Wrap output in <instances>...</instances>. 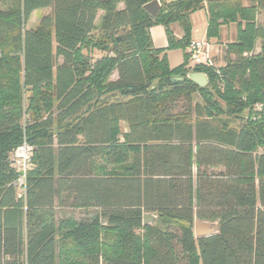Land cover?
Wrapping results in <instances>:
<instances>
[{
    "label": "trees",
    "instance_id": "obj_1",
    "mask_svg": "<svg viewBox=\"0 0 264 264\" xmlns=\"http://www.w3.org/2000/svg\"><path fill=\"white\" fill-rule=\"evenodd\" d=\"M149 1L0 0V264H264V0H160L156 16ZM199 9L208 41L236 26L218 68L188 66ZM157 23L179 65L153 46ZM23 139L21 197L11 151ZM55 207L90 213L55 219ZM195 219L218 233L195 237Z\"/></svg>",
    "mask_w": 264,
    "mask_h": 264
},
{
    "label": "rangeland",
    "instance_id": "obj_2",
    "mask_svg": "<svg viewBox=\"0 0 264 264\" xmlns=\"http://www.w3.org/2000/svg\"><path fill=\"white\" fill-rule=\"evenodd\" d=\"M171 0H165V2H169ZM244 3H246V0H243ZM51 12V9L46 8V9H38L35 10L29 20L27 21L26 27L28 28H34L38 22L39 19L45 15ZM102 15V12L98 14L97 20H96V27L100 26V17ZM189 22L191 26V32H190V37L191 41L197 43L198 45L204 46V50L206 51L207 55L209 56L211 60V64L215 66L216 68L223 66L225 64L224 61V55L226 53V46L227 43L233 41L235 39V24L234 23H229L222 25L220 28V34L217 38L210 39L208 41L206 37V27H207V13L204 9H199L196 10L195 12L191 13L189 16ZM255 22L257 25L263 26L264 27V10H260L257 12L255 16ZM170 29L173 32L174 37L181 38L182 37V29L179 25H172ZM150 32V37L153 43V46L155 48H164L165 51L161 54V57L165 55L166 60L169 64V66H176L179 65L180 63L183 62V55H184V50L181 47H171L167 48L168 45V40L166 36V31L164 28V25L161 23L154 24L153 26L150 27L149 29ZM117 33H120V31H117ZM167 48V49H166ZM188 51V49H187ZM260 52V40L256 41L255 47L252 51H249L248 54L244 55H255ZM104 54V51H93L91 53L92 56H101ZM231 58L234 59V56ZM195 64H206L205 57H201L199 60L192 59L190 57L188 66H194ZM116 73H113L111 75V78H116ZM195 101H200L199 99H195ZM125 126V125H123ZM99 167L98 161L95 163V167ZM212 169V168H208ZM215 171L217 170H222L221 167L214 168ZM90 212L86 211V209H75L73 211H66V214L61 212V216L65 215L68 216L74 215L77 218H80L82 216L88 215ZM57 215V214H56ZM61 243H64V245L61 246L64 249H58L57 253H63L68 250L69 243L68 241L58 238V245ZM71 259V258H70ZM69 261V260H68ZM61 264H69L65 261H61ZM64 262V263H63Z\"/></svg>",
    "mask_w": 264,
    "mask_h": 264
},
{
    "label": "built area",
    "instance_id": "obj_3",
    "mask_svg": "<svg viewBox=\"0 0 264 264\" xmlns=\"http://www.w3.org/2000/svg\"><path fill=\"white\" fill-rule=\"evenodd\" d=\"M190 52L192 59L199 60L201 57H205L206 64L212 65L209 56L204 50V46L198 45L197 43L191 41L189 47L187 48ZM34 146L28 143L25 139L22 140L11 151V161L13 168L17 172V176L13 181V185L17 190L18 196L23 197L26 191V177L27 172L30 169L32 158H33Z\"/></svg>",
    "mask_w": 264,
    "mask_h": 264
},
{
    "label": "water",
    "instance_id": "obj_4",
    "mask_svg": "<svg viewBox=\"0 0 264 264\" xmlns=\"http://www.w3.org/2000/svg\"><path fill=\"white\" fill-rule=\"evenodd\" d=\"M160 8H161L160 0H151L143 5V9L151 16H156ZM119 39L120 37H118V40ZM187 76L194 81L197 80L200 85H204L207 82V76L203 73L197 75L188 74ZM178 79L181 80L182 77H179ZM263 93H264V89H263ZM156 219H157L156 212L145 213L143 215V225H154ZM102 223H104V220H102ZM193 229H194L195 237L210 236L218 233L219 231L218 223L216 221L201 220V219L194 220Z\"/></svg>",
    "mask_w": 264,
    "mask_h": 264
},
{
    "label": "crops",
    "instance_id": "obj_5",
    "mask_svg": "<svg viewBox=\"0 0 264 264\" xmlns=\"http://www.w3.org/2000/svg\"><path fill=\"white\" fill-rule=\"evenodd\" d=\"M46 9V8H45ZM99 13H100V11H99ZM98 13V14H99ZM49 14V13H48ZM46 15V14H45ZM97 17H98V15H97ZM97 20V19H96ZM28 28V27H27ZM189 74H193V75H197V74H201V73H199V72H191V73H189ZM195 82H197L198 83V81L197 80H195ZM96 161H98V164H99V162H102V152L97 156V157H95V159L93 160V162H94V166H95V163H96ZM97 167V166H96ZM55 169H56V166H55ZM56 208V207H55ZM75 209H80V208H63V207H57L55 210H56V212H55V219H58V218H61V217H66L65 215H63V216H61V212L62 213H64V214H66V211H73V210H75ZM57 214V215H56ZM70 214H68V216H69ZM74 216V215H73Z\"/></svg>",
    "mask_w": 264,
    "mask_h": 264
}]
</instances>
